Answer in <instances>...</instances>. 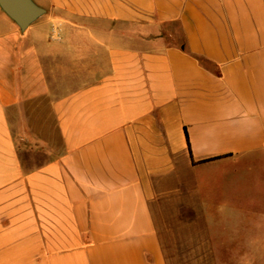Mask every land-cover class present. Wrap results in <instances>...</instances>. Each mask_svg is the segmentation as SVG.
Segmentation results:
<instances>
[{"label": "crops", "instance_id": "0c3cea01", "mask_svg": "<svg viewBox=\"0 0 264 264\" xmlns=\"http://www.w3.org/2000/svg\"><path fill=\"white\" fill-rule=\"evenodd\" d=\"M34 1L0 6V264H168L159 193L264 154V0ZM39 110L63 151L28 168Z\"/></svg>", "mask_w": 264, "mask_h": 264}, {"label": "rangeland", "instance_id": "374dc122", "mask_svg": "<svg viewBox=\"0 0 264 264\" xmlns=\"http://www.w3.org/2000/svg\"><path fill=\"white\" fill-rule=\"evenodd\" d=\"M42 113L39 110L33 130L13 132L28 168L35 165V158L41 165L50 154L57 157L63 151L56 116L51 125L49 115L47 125ZM208 175L194 187L202 198L196 195L193 203L182 198L190 192L186 186L178 193L165 191L157 196L155 216L167 263L264 264V154L231 158ZM192 176L188 173V179Z\"/></svg>", "mask_w": 264, "mask_h": 264}, {"label": "water", "instance_id": "95a60500", "mask_svg": "<svg viewBox=\"0 0 264 264\" xmlns=\"http://www.w3.org/2000/svg\"><path fill=\"white\" fill-rule=\"evenodd\" d=\"M1 8L25 31L46 13L34 0H0Z\"/></svg>", "mask_w": 264, "mask_h": 264}, {"label": "trees", "instance_id": "16d2710c", "mask_svg": "<svg viewBox=\"0 0 264 264\" xmlns=\"http://www.w3.org/2000/svg\"><path fill=\"white\" fill-rule=\"evenodd\" d=\"M186 134H187V140L189 141L188 133L186 132ZM188 144H189V147H190V142H188ZM221 157H222V156H221ZM221 157H214V158H210V159H208V160H204V161L214 160V159H218V158H221Z\"/></svg>", "mask_w": 264, "mask_h": 264}, {"label": "built area", "instance_id": "2783aa9c", "mask_svg": "<svg viewBox=\"0 0 264 264\" xmlns=\"http://www.w3.org/2000/svg\"><path fill=\"white\" fill-rule=\"evenodd\" d=\"M56 32V31H55ZM55 38H57V39H59L60 38V34H58V33H54V35H53Z\"/></svg>", "mask_w": 264, "mask_h": 264}]
</instances>
